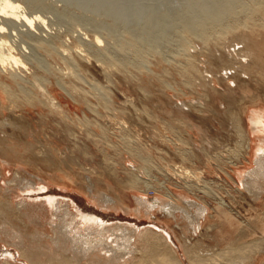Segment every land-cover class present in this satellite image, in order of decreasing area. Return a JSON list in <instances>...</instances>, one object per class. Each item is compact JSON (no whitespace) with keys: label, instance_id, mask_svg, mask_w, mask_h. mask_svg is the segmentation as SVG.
I'll list each match as a JSON object with an SVG mask.
<instances>
[{"label":"rangeland","instance_id":"374dc122","mask_svg":"<svg viewBox=\"0 0 264 264\" xmlns=\"http://www.w3.org/2000/svg\"><path fill=\"white\" fill-rule=\"evenodd\" d=\"M20 1L25 2L27 7L29 4H38L36 11L41 12L49 26L43 38H47L48 34H61L63 41L70 46L68 51L77 57H79L76 52L79 50L77 46L83 45L84 39L90 41L94 35H99L103 40L101 47L106 46L112 57L139 59L135 62L136 65H130L133 66L131 69L125 72L112 70L108 75L93 53L88 54L86 60H80L77 67L68 59L59 58L52 61L45 52L43 55V51L34 49L36 64L43 66L42 72L46 74L44 68L55 66L54 70L62 72L61 74L65 76L62 79L64 86L69 88L68 73L74 71L78 76L76 79L82 86L108 88L113 97L112 102L117 106L132 103L138 109L148 107L149 111L157 116L152 121L141 111L143 121L138 120V126L125 124L119 117L116 119L106 117L102 120L106 127H110L109 132L112 130L116 132L115 134H120V127L125 124L132 133L133 143L135 141L134 144L142 148L139 161L125 153L120 157V153L125 150L123 139L112 137L109 144L112 147L113 143L118 144H115L117 153L115 149L110 148L109 153L113 155V159L112 166L109 167L106 165L103 152L97 149V144L94 145L89 139L84 138L87 131L85 123L82 125L65 123L61 120L62 116L56 112L50 113L47 109L38 112L37 108L40 106L20 104L19 106H23L27 111L23 116L18 115L14 118V122L17 121L19 124V128L13 127L15 137L35 145L34 150L21 153L24 154L22 162L26 170L22 172L25 176L36 174L48 179L55 176L58 182L69 185V188H63L53 184L45 191L44 196L56 195L61 199L73 200L75 205L86 212L96 213L111 222L122 221L132 225L137 223L140 228L153 226L161 230L166 229L171 233L173 242L178 245L180 256L186 260L185 251L181 246L185 239L203 253L212 247H225L232 241V237L236 239L239 230L243 231L242 241L264 239V220L261 214L264 204L253 202L243 192L237 193L238 188H241L242 177L250 170L259 169L255 161L256 151L264 139V129L255 132L251 128V115L254 110L264 112V23L259 19L254 27L241 26L238 31L246 33L244 37L231 36L221 42L213 39L212 42L218 44L212 52L214 55L210 56L207 53L209 44L203 43L200 37L193 35L188 47L194 65L188 67L186 73L181 71L184 69L185 57H188L181 52L184 41L182 39L185 38L182 33L184 27H189L195 34L198 27L208 21H215L216 24L230 22L229 10L241 14L238 17L240 21L237 22L241 23L253 5L251 0ZM262 1L264 5V0ZM133 39L138 42L137 46L139 44L138 51L141 46L142 56L145 50L152 48L162 57L161 63H157L159 58L152 55L141 57L137 52V46H132ZM228 42L232 43V47L235 42H239L236 46L240 49L237 58L242 55L241 62L235 61L232 64L228 60L230 58L228 55L236 56ZM134 46L136 47L133 48ZM197 64L198 66L200 64L204 71L202 79L213 80L212 84L206 85L204 82L206 86L194 85L195 79L192 77L199 73ZM71 79L77 82L76 79ZM51 82L65 112H69L72 117L73 115L77 117V114L83 116L84 111H87L84 104L74 100L65 87L58 85L56 80ZM90 114L89 112V118L92 117ZM125 115L130 118L136 114ZM175 118H187L188 124H183ZM163 119L182 123L180 129L165 131L168 138L165 142L157 135L158 124ZM151 122L155 123V127L149 125ZM66 124H72L69 129L76 131L77 137L69 136ZM97 132L100 130L97 129ZM179 134L185 138V144L178 140ZM245 142L246 145L249 144L250 149L246 150ZM76 143L79 145L75 148ZM196 145L197 148H194ZM180 150L189 151L184 162L178 154ZM210 153L217 158L220 156L223 162L218 166L215 160L207 158L206 154L211 155ZM13 159V170H6L8 179L16 173L15 164L17 165L18 161ZM145 159L149 160L151 165L145 163ZM133 165L143 170L142 173L138 170L131 172ZM140 165L143 169L139 167ZM132 174L140 175L139 185L132 183ZM92 178L97 189L113 196L119 206L127 210L105 209L92 202L84 192L89 179ZM161 182H165L167 189L161 188ZM188 186L194 188L190 189ZM168 191H171L173 196L170 197ZM217 193H221L223 199L233 208L230 210L231 214L220 213ZM3 196L4 194L0 192V201H3ZM136 197H141L147 204L141 211L137 210ZM187 201L196 202L198 207L206 206L208 211L204 214L196 212V206H189ZM167 202L174 204L173 208L176 209L173 213L176 217L169 216L164 210L163 204ZM149 205L153 206L152 210ZM136 212L143 215L140 216ZM10 223L14 228L20 229L25 236L35 232L34 226L24 225L23 222L20 224L16 219L11 218ZM48 229L50 230L49 225ZM261 250L256 255L260 256L258 264L264 262V244ZM6 251L14 256L12 261L18 264H31L21 257V252L17 248L0 237V254ZM3 258L4 256H0V259Z\"/></svg>","mask_w":264,"mask_h":264},{"label":"bare ground","instance_id":"6f19581e","mask_svg":"<svg viewBox=\"0 0 264 264\" xmlns=\"http://www.w3.org/2000/svg\"><path fill=\"white\" fill-rule=\"evenodd\" d=\"M260 1L251 0L253 5L250 6V10L247 12V15L242 18L243 21L241 23H237L240 21L238 17L241 14L232 13V11L229 10L228 14L231 16L230 22L216 24L214 23L215 21H208V23L201 24L198 27V32L195 34L189 27H184L182 33H184L185 38L183 36L184 39L182 40L184 41L181 45V52L188 57H185L184 69H181V71L186 73L188 67L194 65L188 47L193 35L197 38L200 37L203 43L207 42L209 44L207 53L210 56L214 55L212 52H214L218 44L215 41L212 42L213 39L221 42L231 36L232 38H237L239 36L244 37L247 34L238 31L241 26L249 25L250 27H254L258 24L259 19L264 23V5L263 1ZM23 3L25 5H23ZM26 5L25 2H21L20 0H0V192L4 194L3 201H0V237L5 242L9 243V245L17 248L21 252V257L31 264H258L260 256L256 255L262 251L261 248L263 247L264 239L253 238L248 241H242L243 231L239 230L236 234L237 237L235 236L236 239L232 237V241L225 247H212L206 253L196 250L197 247L192 244V242H188L186 239L183 240L181 246L185 251L186 260V258L184 259L180 256L178 245L173 242L171 233L168 230H161L153 226L140 228L136 225L137 223L132 225L122 221L111 222L96 213L86 212L75 205L73 200L61 199L56 195L46 196L45 194L44 196L43 194L45 191L53 184L63 186V188H69V185L58 182L55 176H50L48 179L42 175H24L25 173L22 172H26L22 162L24 154L21 153L35 148V145L31 142H23V140H18L15 137L16 132L13 131V127L15 129L19 128V124L17 121L14 122V118L18 115L23 116V113L25 114L27 111L23 106H19L20 104L40 106L37 108L38 112H42V109H47L50 113L56 112L62 116L61 120H64L63 122L65 123H78L79 125L85 123L84 126L87 131L85 133L86 137L84 138L87 140L89 139L94 145L97 144V149L103 152L106 165L109 167L112 166L111 160L113 159V155L111 156L109 153L110 148L116 151V145L118 144L115 143V145L113 143L114 147H112L109 144L110 139L112 137H120L123 139L125 150L120 153L119 151L121 149H119L120 147L118 148L120 157L125 153L139 161L141 159L140 152L142 148L139 147V144V146L135 145V141L133 143L131 140L132 133H130L129 127L125 124L129 123L132 126H138V120L143 121L140 116L141 111L152 121L154 118H157V116L153 114L154 112L149 111L150 109L148 107V109H138L137 106L132 103L117 106L112 102L111 98L113 97L108 88L98 86L86 88L76 79L78 76L74 71H71V73L69 72L70 74L68 73L70 78L69 88L64 86L62 79H64L65 76L61 74L62 72L60 73V71L54 70L55 66L44 68L46 69L47 75L42 72L41 67L43 66L39 63L36 64L37 58L33 53L34 49L40 52L43 51V55L45 52L46 56L52 61H57L59 58L68 59L72 65L77 67L79 66L80 60H86L88 54L93 53L97 61L102 63L104 67L103 70L106 72L105 74L108 75L112 70L114 72H125L131 69L133 66L130 65H136L135 62L138 57L128 59L112 57L110 55L111 52L109 53L107 51L106 46L104 48L101 47L103 40L99 35H94L90 41L84 39V48L78 41L82 46H77L79 50L76 47V50H78L76 52L79 56L77 57L72 54V52L68 51L70 50V46L67 42L63 41L61 34L53 35L47 33L49 36L43 38V36H45L43 35L45 31L47 32L49 30L47 21L41 12L36 11L38 4H29L28 7ZM131 43L132 46H137L138 42L133 39ZM223 44L225 45V43ZM228 44L229 47H232V43L228 42ZM237 44H239V42H235L231 49L232 53L234 52L236 56L228 55L230 57L228 60L231 61L232 64L235 61L241 62L243 60L242 55L237 58L240 50L236 47ZM138 46L136 49L137 52L141 54V57L152 55L153 57L159 58L157 63H161L162 57L157 54V51L148 48L145 50L144 56H142L143 51L141 46L138 51ZM30 47L33 48L31 49ZM198 61L200 60L198 59ZM198 68L199 73L194 74L192 77V79H195L194 85L206 86L207 84H212L214 82L213 80L208 81L207 79L204 81L202 79L201 76L204 75V71H202L200 64ZM226 71H228V69H226ZM71 78L76 79L77 82L73 81ZM51 80H56L58 85L65 87V90L68 91L74 100L84 104L87 111H84L85 109L83 110V116L77 114V117H74L72 114V117L68 114L69 112H65L62 102L53 91L54 86ZM204 82L206 85H204ZM19 112H21V114H19ZM89 112L91 113L90 116H92L90 118L88 116ZM92 113L95 116H93ZM127 113H135L136 115L128 118L125 115ZM106 117L107 119H116L119 117L122 122L124 121L125 124H122L120 127V134H115L116 132H112V130L111 132L113 134L109 132L110 127H106L107 125L102 122ZM75 118L76 120H74ZM175 119H179L183 124H188L187 118ZM263 119L264 112L254 110V113L251 115V128L255 132L264 129ZM173 121L163 119L158 124L157 135L164 142L168 140L165 131L167 132L169 129H180L179 126L182 123L179 121V123H175ZM152 123L153 122L149 124L151 127L155 124ZM67 126L69 136L77 137L75 136L76 131L69 129L72 127V124H68ZM239 126H241L240 123ZM181 128H183V125ZM97 129H99L100 132H97ZM243 134H241V136ZM177 138L182 141L181 144L186 143L182 135H177ZM246 143L247 142H245V145ZM78 145L79 144L76 143L75 148L78 147ZM187 145L189 144L187 143ZM194 148H197V145ZM247 149H250L249 144L246 145V150ZM188 152L187 150H180L178 154L181 161L184 162L186 158H188ZM206 155L208 159L215 160L218 166L223 162L220 156L217 158V156L215 157L212 154ZM13 158L18 161L17 165L15 164L16 173L11 179H8L6 170H13ZM255 161L259 169L250 170L246 176L243 175L244 177L241 179V188H238L239 191H237V193L240 194L243 192L247 194L253 202L257 201L264 204V139L262 143L257 146ZM145 163L151 165L149 160L146 159ZM139 167L142 168L141 165ZM183 169L187 171L188 174L190 173L187 169ZM130 170L133 173L137 170L141 173L143 171L139 170L136 166ZM137 174H132L131 181L135 183V185L141 183L139 178L140 175L137 176ZM160 186L161 188L167 189L165 182H161ZM188 187L190 189L194 188L193 186ZM84 192H86L92 202L98 204L99 207L115 211L127 210V208L122 209L113 196L107 194L105 191L97 189L93 178L89 179ZM167 194L170 195V197L173 196L171 191H168ZM228 194L233 198L230 192H228ZM218 195L221 196L222 194L217 193V204L219 205L218 208L220 213L226 215L228 213L231 214L230 210L233 208L230 207L228 201L223 199V196L219 197ZM136 198L137 210L141 211L142 207L147 204L141 197ZM187 202L189 206H196V212L204 214L208 211L206 206L198 207V204L194 201ZM173 205L174 204L167 202L165 205L163 204V208L169 213V216L176 217L173 213L176 208H173ZM149 207L150 210H152L151 208L153 206L149 205ZM136 214L140 216L143 215L137 212ZM261 214L264 220V209ZM11 218L16 219L20 224L23 222L24 225L34 226L35 232L32 235L25 236L20 229L14 228V226L11 225ZM48 225L50 226V230L48 229ZM0 256H4L3 259H0V264H18L12 261L14 256L8 251L4 254H0ZM261 264H264V262Z\"/></svg>","mask_w":264,"mask_h":264}]
</instances>
